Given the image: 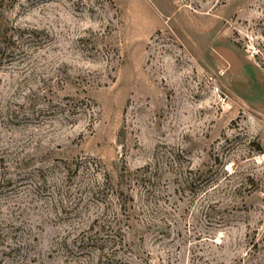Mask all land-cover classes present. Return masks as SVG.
<instances>
[{"label":"rangeland","instance_id":"1","mask_svg":"<svg viewBox=\"0 0 264 264\" xmlns=\"http://www.w3.org/2000/svg\"><path fill=\"white\" fill-rule=\"evenodd\" d=\"M0 264H264V0H0Z\"/></svg>","mask_w":264,"mask_h":264}]
</instances>
